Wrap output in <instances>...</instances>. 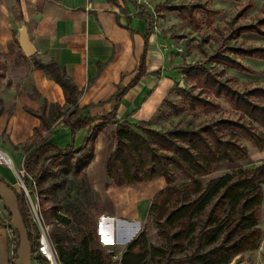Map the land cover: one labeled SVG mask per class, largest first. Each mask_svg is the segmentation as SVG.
I'll use <instances>...</instances> for the list:
<instances>
[{"label": "trees", "instance_id": "1", "mask_svg": "<svg viewBox=\"0 0 264 264\" xmlns=\"http://www.w3.org/2000/svg\"><path fill=\"white\" fill-rule=\"evenodd\" d=\"M200 1L165 8L191 18L196 11L209 17L218 13ZM252 7L253 3L247 2L235 10L226 23V34L219 32L221 42L214 55L209 56L210 62L248 74L255 73L237 61V58L264 61V45L237 44L245 34L264 38V7L262 13L250 22H242ZM145 64L144 53L133 81L123 89L118 87L117 94L110 100L115 101L114 109L100 118L81 117L87 109L79 105L82 91L64 68L54 61L47 66H36L47 70L50 78L61 86L65 104L58 106L57 118L53 121L46 116V104L40 112L28 110L41 120L42 125L21 146L25 154L22 167L37 180L34 193L39 200L51 201L52 206L45 213L52 219L49 223L52 225L50 240L59 264H230L238 256L260 248L263 231L258 223L264 203L261 187L264 184V164H250L245 168L240 162L250 160L248 144L264 150V84L240 88L235 86V78L228 75L226 69L215 71L207 66L189 65L182 74L193 83L191 88H198L200 92L192 95L190 90L183 89L184 106L177 108L170 103L175 113L199 109L220 111L221 104L217 100L222 98L229 104L233 115L222 114L199 127L177 125L167 131L150 128L145 122L118 123L117 107L128 89L146 73ZM58 120L70 127L72 134L96 120L100 121L91 127L84 144L76 150L74 142L60 149L46 137ZM108 125H116L106 167L112 185L122 188L157 179H164L167 185L155 196L149 210L165 245L150 246L147 233L143 231L120 260H114L116 248L110 251L101 243L98 233L100 213L94 214L100 211L101 200L87 175V169L96 157V140ZM222 163L228 164L230 171L204 181L215 174ZM174 170L183 175L181 184H178ZM0 181L18 196L33 260L48 264L44 257L36 256L39 233L30 231L23 194L1 177ZM26 183H29L28 179ZM5 211L12 220L10 212L6 208ZM15 242L16 263L19 243L18 240Z\"/></svg>", "mask_w": 264, "mask_h": 264}, {"label": "crops", "instance_id": "2", "mask_svg": "<svg viewBox=\"0 0 264 264\" xmlns=\"http://www.w3.org/2000/svg\"><path fill=\"white\" fill-rule=\"evenodd\" d=\"M114 2L11 1L13 7H19V18L12 12V6L7 9L6 5L0 4V44L13 39V26L17 19L26 23L39 58L45 59V63L54 61L64 68L82 91L79 105L87 108L81 114L83 118H100L112 112L115 101L110 100L117 94L119 86L123 89L133 81L145 53L146 73L125 93L117 107L116 119L118 123L150 122L174 93L175 82L182 76L181 70L175 69L179 66L181 57L176 53L173 59L170 58L162 46L154 41V35L150 33L144 16H134L127 12L122 0ZM240 6L234 9V13ZM21 62L26 63L23 58ZM0 101V150L11 157L15 168L21 169L25 156L21 146L42 125L41 120L28 110L40 112L46 104L47 118L56 120L58 106L65 104L64 92L50 78L47 70H40L32 65L29 70L20 69L14 73L11 69L0 79ZM99 121L96 120L72 134L71 128L58 120L52 131L45 135L51 144L60 149L67 148L74 142L77 150L84 144L91 127ZM115 130L116 125H108L99 133L95 144L96 157L87 169L88 178L100 195L103 194V184L106 187V167ZM251 149V159L264 164V150ZM0 177L14 188L18 185L16 175L9 166L0 164ZM154 181H157L156 186L153 184L154 187H159L158 183L161 186L164 183L163 179ZM133 186L115 187L124 190L121 191L122 195L128 194L131 197L125 203L116 204L117 213H114L119 215L120 211L126 209L131 211V215L124 217L122 224H118L115 218L108 222L106 227L108 233L112 234L111 239L101 236V243L107 248H119L121 244L127 246L143 232L141 227L144 213H141L140 207L143 198L141 195L137 200L141 202L139 208L137 201L133 202ZM13 245L12 232L0 224V264H15ZM238 260L239 257L230 264H251V261ZM33 264L40 263L33 260Z\"/></svg>", "mask_w": 264, "mask_h": 264}, {"label": "rangeland", "instance_id": "3", "mask_svg": "<svg viewBox=\"0 0 264 264\" xmlns=\"http://www.w3.org/2000/svg\"><path fill=\"white\" fill-rule=\"evenodd\" d=\"M11 1L14 0H0V4L6 5L7 9H10L12 6V12L14 15H19V7H13ZM198 0H122V4L125 6L127 12L132 13L134 16L142 15L145 17L148 25L149 31L153 34V39L156 43L160 44L165 52H167L170 58L173 59L177 53L181 57V61L178 67H175L177 70H181V73L189 65H201L207 66L215 71H220L226 69L227 74L235 78V86L243 88L245 85L249 84H264V61L256 59H246V58H237V61L241 62L245 66H248L255 73L248 74L241 72L239 70L231 69L229 66L215 63L209 61V56L214 55L217 51V48L220 45L221 39L219 32L226 34L227 21L234 13V9L248 1L253 3V7L247 12L242 22H250L254 17L262 13V8L264 7V0H201L202 4H207L209 8H214L218 10V13L209 17L202 11H196L194 17L191 18L186 14H179L177 12L170 13L164 9L165 5H178V4H194ZM14 3V2H13ZM15 6V4H14ZM2 10V8H0ZM19 18V16H18ZM22 22L17 19L15 26H13V39L6 43L0 44V79L9 73L13 69V73L20 69L29 70L30 66L34 65L36 67L38 64L48 65L45 59L39 58L37 54L32 57H28L24 54L22 48L18 43V28L22 27ZM230 44H235L230 42ZM237 44H260L264 45V38L259 37L258 35L245 34L241 36ZM27 63H22L21 60ZM3 74V76H2ZM176 87L174 93L166 100L163 108L160 110L158 115L150 122H145L146 126L154 128L161 131H167L172 129L177 125L186 126V127H199L207 122H210L213 119H217L222 116V114L229 116L233 115L234 112L231 110L229 104L224 99H218L217 102L221 104L220 111H204V109H199L196 112L185 111L180 114H176L174 108L170 105H175L177 108H182L184 106V97L182 94L183 89L191 91L192 95H198V88H191L193 84L189 81L185 75L182 74L179 80H176ZM201 96H204L201 94ZM249 153L252 150L250 144H248ZM253 148V147H252ZM96 155V154H95ZM240 164L248 168L251 164H258L256 161H253L250 157V160H242ZM217 171L212 176L205 178L204 181H208L211 178L217 177L224 173H227L229 166L226 163H222L217 167ZM178 184H181L184 180L183 175L178 171L174 170ZM164 180V179H163ZM90 181V179H89ZM163 185L159 187H154L157 181L145 182L141 185H134L132 187L133 202L138 200L142 195V205L141 202L137 201L138 207L141 208V213H144V219L142 223V231H146L148 242L150 246H162L165 245V241L160 237L158 233V228L154 224L152 218L149 216V210L151 203L153 202L155 196L162 190L167 187L166 182L163 181ZM91 186L94 189L90 181ZM264 191V184L261 186ZM137 189V190H136ZM16 190L19 194H23L24 205L28 212L30 218V231L33 233H38V228L36 223L33 221L31 216V208L25 200V196L22 188L18 184ZM95 190V189H94ZM103 194L100 195L99 208L100 211H95L94 214H99L98 218V233L103 238L111 239L112 234L108 233L107 225L112 218L117 221L118 224H122L124 217L131 215V211L125 209L120 211L116 215L118 203L126 202L131 196L128 194L122 195L121 191L123 189H115L112 185V181L107 176L106 187L103 184L102 189ZM139 191V193H138ZM148 198V200H147ZM150 198V200H149ZM40 206L42 215L44 218L45 224L51 226L49 223L52 221L50 216L46 215V211L50 208L51 201L50 199L40 200ZM139 207V208H140ZM98 208V210H99ZM138 208V209H139ZM0 209L7 215L4 209V203L0 200ZM112 211V212H111ZM115 212V213H114ZM96 215V216H97ZM115 215V216H114ZM259 228L263 231V237L260 244V248L253 252H248L242 254L239 257L238 261H251V264H264V203L260 211L259 216ZM110 228V227H109ZM141 234V233H140ZM132 243V242H131ZM130 243V244H131ZM127 244V242H126ZM129 244V243H128ZM127 244V246H129ZM123 244L119 245V248H116L114 251V260H120L121 253L125 252L128 248ZM114 247H109V250L112 251ZM256 254H258L256 256ZM237 257V258H238ZM236 259V258H235ZM234 260V259H233Z\"/></svg>", "mask_w": 264, "mask_h": 264}, {"label": "built area", "instance_id": "4", "mask_svg": "<svg viewBox=\"0 0 264 264\" xmlns=\"http://www.w3.org/2000/svg\"><path fill=\"white\" fill-rule=\"evenodd\" d=\"M0 164L9 166L13 169L18 184L23 190L25 200L31 208V216L33 221L36 223L39 233V246L36 256L44 257L48 261V264H59L57 259V253L50 240L51 226L45 224L41 211L40 200L38 196L34 193L37 180L34 179L23 167L21 169L15 168L11 157L1 150ZM26 179L29 180L28 184L26 183ZM11 221L12 220L8 216H6V214H4V212L0 209V224L9 228L12 232V240L14 244L12 250L13 256H15L17 249L15 240H18L19 235L16 229L11 226Z\"/></svg>", "mask_w": 264, "mask_h": 264}, {"label": "water", "instance_id": "5", "mask_svg": "<svg viewBox=\"0 0 264 264\" xmlns=\"http://www.w3.org/2000/svg\"><path fill=\"white\" fill-rule=\"evenodd\" d=\"M18 43L26 56L32 57L37 53L36 47L30 40L26 23L18 31ZM0 199L12 216L11 226L16 229L19 235V246L15 264H33L32 246L27 226L19 209L18 196L12 188L2 181H0Z\"/></svg>", "mask_w": 264, "mask_h": 264}]
</instances>
